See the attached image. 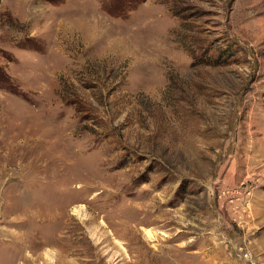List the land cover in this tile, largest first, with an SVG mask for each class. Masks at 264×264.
Returning a JSON list of instances; mask_svg holds the SVG:
<instances>
[{"label":"rangeland","instance_id":"374dc122","mask_svg":"<svg viewBox=\"0 0 264 264\" xmlns=\"http://www.w3.org/2000/svg\"><path fill=\"white\" fill-rule=\"evenodd\" d=\"M0 264H264V0H0Z\"/></svg>","mask_w":264,"mask_h":264},{"label":"bare ground","instance_id":"6f19581e","mask_svg":"<svg viewBox=\"0 0 264 264\" xmlns=\"http://www.w3.org/2000/svg\"><path fill=\"white\" fill-rule=\"evenodd\" d=\"M145 238L149 242H153L155 240L154 234L149 230H144ZM116 244L120 247V249L125 253L124 249L122 248L121 244L119 242H116ZM126 254V253H125Z\"/></svg>","mask_w":264,"mask_h":264}]
</instances>
